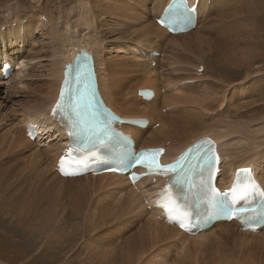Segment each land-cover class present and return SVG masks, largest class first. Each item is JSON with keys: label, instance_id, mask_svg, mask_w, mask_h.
I'll use <instances>...</instances> for the list:
<instances>
[{"label": "bare ground", "instance_id": "bare-ground-1", "mask_svg": "<svg viewBox=\"0 0 264 264\" xmlns=\"http://www.w3.org/2000/svg\"><path fill=\"white\" fill-rule=\"evenodd\" d=\"M133 1L129 4L125 0H72L70 4L62 3L61 9L41 2L42 10L34 9L28 16L4 12L8 16L4 21L15 18V22H21L27 17L32 23L26 27L25 34L14 28L0 31V44L12 48L3 52L0 68L7 61L18 67L14 75L26 72L28 64L40 54L20 53L24 43L36 42L33 31L42 38L46 36L47 47L39 50L49 48L51 61L46 63L49 66L44 73L46 80L26 89L28 92L19 99L20 107L14 112L20 117L14 125L19 124L20 129L10 126L7 112L0 111V121L8 120L9 125L6 132L0 133V217L7 216L8 223L17 220L24 232L36 233L30 239H39L44 250L53 251V257L68 253L77 264H264V233L260 231L249 234L220 229L214 233L217 244L214 248L207 237H187L179 232L161 219L156 209L148 212L147 221L137 226L146 211L135 213L138 206L145 207L134 191L130 188L115 193L108 191V186L115 183L106 175L59 176L52 164L60 141L49 132L45 133L49 139L37 138L36 134L30 139L27 129L22 130L28 122L37 123L41 113L48 111L61 85L65 64L81 49L94 54L93 65L109 105L122 114L135 108L132 100H128V88L131 84L146 87L150 82L139 77L141 71L134 60L131 64L125 55L112 54L111 49L115 50L116 46H108V38L102 43L101 35L92 34L100 30L98 26L102 24L98 21L104 20L103 13L114 8L109 3L117 2V11L132 24L125 30L113 22L116 30L125 38L151 43L150 37L159 27L149 15L159 11L163 3ZM203 1L200 0L201 15L209 7ZM211 1L216 12L204 19L207 22L198 23L193 31L169 37L164 48L161 46L165 51L162 63L167 70L162 71V82L183 81L186 86L183 91L165 95L166 106L179 105V108L161 116L165 119L163 126L152 133L146 132L141 144L156 146L167 142L169 150L177 153L197 137L212 135L218 141L222 162L218 186L228 189L237 173L246 168L264 190V83L254 91L255 84L247 79L260 70L254 67L261 53L258 43L254 44V28L260 34L262 24L254 22L260 15L254 14V0ZM94 6L102 10L96 17ZM141 6L144 9L147 6L149 15L138 10ZM92 18L98 26L92 23ZM114 31L112 28L111 32ZM14 51L23 54L22 60L14 58ZM12 81H0V85L6 88L13 85ZM246 92L260 98L255 102L253 95L251 99L241 98ZM221 110L229 114L223 117L218 113ZM51 123L50 117L45 116L42 125L48 128ZM3 127L0 123V128ZM38 142L47 148L36 149L35 145L44 148ZM162 182L163 178H159L158 189ZM261 225L264 226V221Z\"/></svg>", "mask_w": 264, "mask_h": 264}, {"label": "rangeland", "instance_id": "rangeland-1", "mask_svg": "<svg viewBox=\"0 0 264 264\" xmlns=\"http://www.w3.org/2000/svg\"><path fill=\"white\" fill-rule=\"evenodd\" d=\"M125 1L128 2L129 4H131L132 2L134 3L133 0H125ZM150 1L151 0H147L148 4ZM263 1L264 0H254V9H256L254 14L256 13V16L260 15L258 18V21L257 22L255 21L254 24L256 25V23L258 24V22L262 23L260 26V34H257V32L254 28V32L256 33V34L254 33V35H255L254 41H256V42H254V44L257 45V43H258V45H259L258 51L261 52L259 54L260 56L257 57V59L255 60V65L256 64L257 65L256 66L254 65V67H255V69L258 68L260 70L258 71V73L255 72L254 74H251V75H249V77H247V79L249 81H251L252 83L255 84L254 87H252V88H254V91L257 89V87H256L257 85H259L261 88L263 86V83H264V15H261V13L264 11V2ZM41 2L42 3H50L51 5H54L57 9H58L57 6H59L60 7L59 9H61V6L63 5L62 3L70 4V2H72V0L71 1L70 0H68V1L67 0H0V20H2L1 22H4V23H0V31L8 32L10 28H14V29H17L15 31H17L18 33L19 32L20 33L26 32V27L31 26L30 23H32L31 21H28L27 17L24 18L23 20H21V22H15V18H12L10 21H4L6 17L8 18V16L5 15L4 12L10 11L12 13H17L20 17L28 16L29 13L32 12L34 9L42 10L40 8ZM202 3L204 5L208 3L209 7L207 8V11H205L200 16L199 23L200 22H202V23L207 22V20L204 21V19L206 17H208V15L212 16V14L214 12H216V10L212 7L213 2L211 0H204ZM109 4L113 5L114 8L112 10H108V11L103 13L104 20L98 21V23H101L102 25L98 26L97 25L98 23L92 18V23H95V26L97 25L98 28L100 29V30L97 29L98 31H93L92 34L101 35V38H103L102 43H104V41L107 40V38H108V40H109L108 46L111 44L116 46L115 50L111 49V47L109 48V49H111L112 54L118 53L120 55H123L124 52H128V50L133 49V41H135V40L128 39V38H125L124 36H122V33L120 31L116 30V26L113 22L117 23L119 29H125V30H129V27L132 24V22L129 21L126 16H122L121 13L119 11H117V2L116 3L110 2ZM144 8L145 7L141 6V7H138V10L140 12H143V13L146 12L149 15L148 10H147V6H146V9H144ZM101 11L102 10H101V8H99V6H94V14L93 15H95V17H96V13H102ZM254 19H255V16H254ZM5 23H10V26L5 25ZM11 23H12V26H11ZM92 28H94V27H92ZM112 28L115 30L113 33L111 32ZM33 33H34V35H36V37H34V39H36L35 40L36 42L35 43H29V42L24 43V45L20 47V53H23V54L29 53L28 56H31V55L34 56L36 53L37 54L40 53L39 55L36 54L37 55L36 58L39 57L37 59L36 58L34 59L36 62L33 61L34 63L31 62L28 64L29 65V66H27L28 68L26 67L28 69V70L26 69V72H24V75L25 74L26 75L22 77L23 83L26 85L25 87H23V88H25L24 91H26V89L29 90V88H31V86L34 87V85H36L37 83L42 84L43 80H46L47 76L44 73L47 72V69L49 68V66L47 64L51 61L50 58L48 57L49 48L39 50L40 48L47 47L46 36H44L42 38L39 35V33L35 32V31H33ZM258 36H259V39H257ZM6 45H7V43H6ZM36 45L39 47H36ZM162 48H164V46H162ZM10 49H12V48L0 44V58L3 56V52L10 50ZM42 50H44V51H42ZM106 52H108V51H106ZM20 53H18L17 51H14L13 52L14 58L22 60L23 54H20ZM42 54L44 56V59H43ZM25 60H27V59H23L24 62H25ZM30 64L31 65L35 64L36 66L34 65L32 67ZM44 64L46 65L45 69H44V66H45ZM30 66H31V68H30ZM167 69H169V68H167ZM34 71H35V73H34ZM38 71H39V73H38ZM19 78H21V76ZM24 79H26V80H24ZM22 80L19 81L18 83H22ZM193 83H195V81ZM24 84H21V85H24ZM8 87H10L9 90H11L15 86L9 85V86H6V88H4V86L0 85V88H2L3 91L4 90L8 91ZM197 87H199V84H197ZM249 89H251V86H248V90ZM4 93L5 92H2V90H0V107H1L0 111L3 113H6L7 110L5 111L4 107L7 106L8 104H10L13 108L19 109L20 102L17 99H18V95H20V93L19 94L12 93V95H10V96H7ZM252 95H253V93L249 94V92H246V95L241 96V98L245 99V97L249 96L250 98L248 97V99H251ZM22 96L24 97V92H23ZM22 96L20 98H23ZM253 96H254V102L260 98V95H258V94H254ZM257 104H260V103L258 102L256 104H254V106ZM225 107H227L226 103H225ZM218 113L223 117H226V115L229 114L226 112H222V110L218 111ZM7 114L10 117L9 121H11L9 125L10 126L13 125L15 128L18 127V126H15L14 123H12V121L17 118V115H15V114L12 115V112L11 113L7 112ZM212 115L216 116L215 113H213ZM0 123L5 126L3 128H0V133L2 131L6 132L9 129L8 120L0 121ZM18 128L20 129V127H18ZM51 143H53V142H51ZM35 147H36V149H40V150L47 148V147L40 148L38 145L37 146L35 145ZM44 212L45 211L43 210V207H42L41 213H44ZM8 219L9 218H7V216H3L2 218L0 217V264H77V262H74L73 257H69L68 253H66V255H64L62 257H60V255H58L59 259L57 257H53V251L52 250H44L43 244L39 239H36V240L30 239V236L35 235L36 233H34L32 235L28 234L27 232H24L20 228L21 224H19L17 222V220L11 221L8 223V221H10ZM142 221H140L137 226H141ZM146 221H147V219H146V217H144L143 222H146ZM19 225H20V227H19ZM173 255L174 254L172 252V256ZM89 264H92V262Z\"/></svg>", "mask_w": 264, "mask_h": 264}, {"label": "snow or ice", "instance_id": "snow-or-ice-1", "mask_svg": "<svg viewBox=\"0 0 264 264\" xmlns=\"http://www.w3.org/2000/svg\"><path fill=\"white\" fill-rule=\"evenodd\" d=\"M79 76V73L77 74ZM64 92L61 90V100L57 101L56 107L53 109V115L62 114L67 118L69 125V135L74 138L75 144L78 148H83L91 151L97 144L102 143L103 140L111 133V122L114 117L111 113L105 112L102 115L103 119H86L81 112V103L78 100H73L67 109L63 103ZM73 148H69L68 152L72 153ZM154 152H163V149L153 150ZM198 151L200 149L198 148ZM145 154L141 153L135 160V163H140ZM213 156L214 149L209 148L203 150L199 155L196 164H189L185 161L184 156L180 158L177 163L170 165H160L154 162L155 174H166L172 170L174 174L180 175V179L176 181L182 187L183 199L188 201L187 193L192 189H197L195 193L199 203L206 204L209 209L214 210L218 214L224 215L227 219H252L253 216L264 217V190H261L254 180L249 179L247 182H241L239 188L233 187L230 191L233 193L232 198H229L228 192H221L211 182L213 177ZM64 158H61L63 163ZM218 162L219 157H215ZM197 169L199 171L197 172ZM62 170V169H61ZM177 170H179L177 172ZM152 172V167L149 168ZM249 173V169L242 170ZM197 177L199 180L197 182ZM238 193L239 199L244 202L245 206H236V195ZM260 198L259 203L255 200H250V197L257 196ZM158 207H162L168 215L169 220H175L180 227L186 231L190 230V213L184 210V207L177 203L176 198L165 189L161 200L157 202ZM199 219V217H197Z\"/></svg>", "mask_w": 264, "mask_h": 264}]
</instances>
